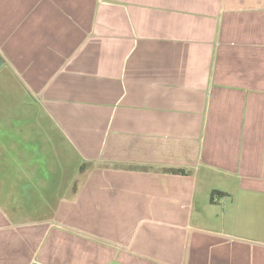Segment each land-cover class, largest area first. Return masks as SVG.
<instances>
[{"label": "crops", "instance_id": "0c3cea01", "mask_svg": "<svg viewBox=\"0 0 264 264\" xmlns=\"http://www.w3.org/2000/svg\"><path fill=\"white\" fill-rule=\"evenodd\" d=\"M0 90V264H264V0H0Z\"/></svg>", "mask_w": 264, "mask_h": 264}, {"label": "trees", "instance_id": "16d2710c", "mask_svg": "<svg viewBox=\"0 0 264 264\" xmlns=\"http://www.w3.org/2000/svg\"><path fill=\"white\" fill-rule=\"evenodd\" d=\"M122 168L128 170L127 167H122ZM86 169H87V165H86L85 163H83V164H81L80 167H79V172H83V171H85ZM158 172L161 173V174L181 175V176H185V175L188 174L187 171H184V170H182V169H174V168H166V169L163 168V169H160ZM215 197L217 198V193H213V194L211 195V197H210V201L212 202L213 199H214Z\"/></svg>", "mask_w": 264, "mask_h": 264}, {"label": "rangeland", "instance_id": "374dc122", "mask_svg": "<svg viewBox=\"0 0 264 264\" xmlns=\"http://www.w3.org/2000/svg\"><path fill=\"white\" fill-rule=\"evenodd\" d=\"M3 80L5 81V78H4ZM3 85H4V84H3ZM3 90H4V88H3ZM0 91H1V90H0ZM14 91H15V96H16L15 99H18V98L21 97V96L23 95V93H24L23 90H22V88H21L19 85L16 84V81L14 82ZM8 95H9V94H7L6 97H2V98L0 97V100H1L0 103H2L3 101H5V102L7 103V100L9 99ZM10 100H11V99H10ZM10 100H9V101H10ZM9 101H8V102H9ZM0 107H1V106H0ZM2 113H3V112L0 113V116L2 115ZM56 132L59 133V132H58V129L56 130ZM76 178H78L79 181H80V180L82 181V180L85 179L84 176H80V177H76ZM58 179H59V178H58ZM75 181H76V180H75ZM77 182H78V181H77ZM82 182H83V181H82ZM78 183H79L80 185H83V183H80V182H78ZM68 194H69V195H73L72 191H70V190H69V193H68ZM67 196H68V195H67Z\"/></svg>", "mask_w": 264, "mask_h": 264}]
</instances>
